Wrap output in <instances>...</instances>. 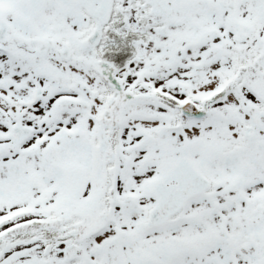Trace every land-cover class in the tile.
I'll return each instance as SVG.
<instances>
[{
    "label": "snow or ice",
    "instance_id": "6c2138e0",
    "mask_svg": "<svg viewBox=\"0 0 264 264\" xmlns=\"http://www.w3.org/2000/svg\"><path fill=\"white\" fill-rule=\"evenodd\" d=\"M0 264H264V0H0Z\"/></svg>",
    "mask_w": 264,
    "mask_h": 264
}]
</instances>
